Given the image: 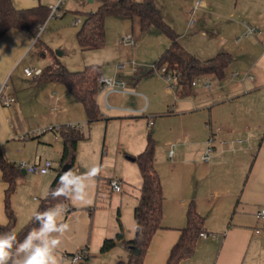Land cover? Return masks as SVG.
<instances>
[{
	"label": "crops",
	"instance_id": "crops-1",
	"mask_svg": "<svg viewBox=\"0 0 264 264\" xmlns=\"http://www.w3.org/2000/svg\"><path fill=\"white\" fill-rule=\"evenodd\" d=\"M164 1L163 9L158 0H155L156 6L164 21L176 31L178 42L186 52L202 61L219 53H228L232 62L223 79L209 76L213 80L211 89L192 85L171 89L154 69L159 57L171 45L169 39H160L157 32L166 35L156 27L146 31L140 27L139 34L135 31L134 21L128 26L123 21H112L114 17L106 19V45L102 49L111 47V51L120 54L119 58L122 54L118 62L134 59L138 74L134 75L130 68L118 72L116 62L102 66L103 76L123 78L140 95H111L109 103L113 108L108 109L104 92L100 90L97 97L100 96L101 102L97 103L101 113L102 107L108 117L121 119L128 114L123 109L145 110L146 116L138 115L144 116L147 122L150 116L153 118L147 138L151 135L155 142V167L162 181L164 217L162 228L154 235L143 264H166L182 229L187 226L191 204L204 218L203 231L218 238L199 237L194 255L180 264H264V225L258 216L264 207V0H202L203 5L197 10H194L197 0ZM12 2L17 9L55 5V0ZM82 2L83 7L92 4L90 0ZM72 7L83 14L96 11L93 8L81 11L75 3ZM191 16H197L193 25L192 21L189 23ZM247 26L255 27L257 32L243 37ZM205 31L214 35L207 43L200 38ZM129 33L136 39L132 49L119 45ZM148 36L155 37L159 44H153ZM35 38L19 29L10 30L0 38V93L15 99L8 106L0 100V148L17 166L22 162L33 164L46 159L53 163L52 172L46 175L21 172L12 197L19 230L34 217L57 177L63 149L60 127L76 124L82 129L88 122L82 105L63 85L38 83L36 77L25 74L27 67L43 69L59 61L52 59L47 66H37L36 59L29 56L36 45ZM141 47L149 53L148 58L143 56ZM234 72H239V77H232ZM249 75L253 79L245 77ZM57 105L60 112L52 113L51 109ZM164 122L171 125L167 131L159 129ZM48 127L54 129L38 133ZM213 135L216 139L214 157L205 163L202 160L205 144ZM146 144L138 142L134 150L127 147L129 160L134 162L133 157L140 154ZM172 145H175V153L170 158ZM134 174L131 183L120 178L123 191L119 194L113 225L97 219L98 212L92 206L96 205L97 199L93 202L91 191L88 193L91 203L81 204L71 199L65 202L68 211L61 219L70 225V231L62 237L59 255L67 264H71L72 255L82 249L88 256L81 264H116L123 260V252L127 254V251L122 242L105 253L101 247L106 239L114 238L119 232L118 213L125 239L131 240L135 236L134 211L142 178L140 171ZM6 187L0 171L2 225L8 223L4 205ZM97 193L96 190L95 198ZM128 197L131 200L124 207ZM257 230L261 232L257 233Z\"/></svg>",
	"mask_w": 264,
	"mask_h": 264
},
{
	"label": "trees",
	"instance_id": "trees-1",
	"mask_svg": "<svg viewBox=\"0 0 264 264\" xmlns=\"http://www.w3.org/2000/svg\"><path fill=\"white\" fill-rule=\"evenodd\" d=\"M94 1H99L100 6L93 13H84V20L76 34L82 50H99L105 47L108 17L131 19L138 17L142 31L156 27L170 40V47L159 57L154 66L157 68L166 66L168 71L177 73L178 87L188 88L196 77L211 75L220 80L225 77L226 70L232 62V56L228 53H219L210 60L202 61L186 52L178 42L176 31L162 18L155 0ZM50 14V8L43 5L30 9H17L12 0H0V38L13 29L24 30L35 38ZM102 77L103 67L100 65H90L82 71L72 72L58 62L43 68L42 74L36 77V81L63 85L68 94L82 105L87 121L90 123L101 120L103 116L96 100L100 91L99 80ZM59 135L63 140V149L58 174L50 186L48 195L40 202L37 212L57 204L64 205L68 200L64 197L52 199L50 193L59 186V178L64 173V167L75 170L79 143L86 139L80 127L62 126L59 129ZM133 160L137 163L142 178L138 204L134 211L135 236L131 240L125 239L124 228L118 213L119 232L114 238L106 239L101 247V251L105 253L113 250L118 243L122 242L125 245L127 259L120 260L116 264H143L154 235L162 228L164 217L163 187L155 167V142L151 135H148L145 149L133 157ZM21 170L22 168L6 158L4 150L0 148V171L2 180L7 185L4 192V205L8 218L7 224H0V232L14 231L20 240L31 228L38 227L33 217L21 230L15 231L17 218L12 207V197L17 180L21 176ZM203 226V216L197 212L194 204H191L187 212V226L182 229L180 239L171 249L166 264H180L194 255Z\"/></svg>",
	"mask_w": 264,
	"mask_h": 264
},
{
	"label": "rangeland",
	"instance_id": "rangeland-1",
	"mask_svg": "<svg viewBox=\"0 0 264 264\" xmlns=\"http://www.w3.org/2000/svg\"><path fill=\"white\" fill-rule=\"evenodd\" d=\"M68 1H70V4L67 5L66 2ZM134 1L142 2L143 0ZM61 2V14L47 20L39 34V38L34 42L36 45L33 47V51L30 52L29 56L30 58L33 57V59H36L37 66H47L54 59L59 60L58 62L61 64H65V67L67 66L66 68L69 71L78 72L86 68L87 65L99 64L103 67H108L118 62L122 54L119 58L120 54L117 51L115 53L111 51V47L107 46L109 47L107 48L108 50H82L77 41L76 33L81 27V24L76 25L73 21L76 18H80L83 21L84 14L75 10L72 7L73 3L81 11H86L89 8L97 10L101 3L94 1L92 4H85V7H83L84 2L81 0H62ZM164 2V0H158L159 6L162 9L164 8ZM196 20L197 16H191L189 23L190 21L196 22ZM112 21H123L125 25L129 24L130 26L132 21H134L135 31L139 34L141 33L138 17H134L133 19L114 17ZM157 34L163 41H168L166 36H163L159 32ZM211 35L214 37L213 34L209 35L205 31L203 36L200 34L201 41L203 43L211 41ZM148 37H150L153 44H159V41H156L155 37ZM39 47L41 49L38 50L37 48ZM141 48L143 56L148 58L149 53L144 51L143 47ZM96 99L98 103L101 102L100 96ZM110 102H112V98H110ZM101 109L102 115L104 114L101 120L90 123L86 122L82 125L81 130L86 139L79 143L75 171L84 173L94 165L102 167L101 174L90 184L89 188L91 190H88V193L90 191L93 192V202L97 199L96 205H92L95 207V211L98 212L97 219L103 223L113 225L119 207L120 193H115L110 190L108 180L114 177L118 179L126 178L131 183L135 176L134 173H139L140 170L137 163L128 158L127 147L134 150L138 142L146 144L149 125L144 114V116L124 114L122 116L123 118L115 119V117H108L107 112L102 107ZM164 123L159 125V129L167 131L171 125H168L166 122ZM161 136L164 135L162 134ZM96 190L98 191V196L95 198ZM129 200H131L130 197L124 202V207ZM15 231H19V229L16 228ZM122 259H127L125 251L123 252Z\"/></svg>",
	"mask_w": 264,
	"mask_h": 264
},
{
	"label": "clouds",
	"instance_id": "clouds-1",
	"mask_svg": "<svg viewBox=\"0 0 264 264\" xmlns=\"http://www.w3.org/2000/svg\"><path fill=\"white\" fill-rule=\"evenodd\" d=\"M59 2L55 0L57 7ZM101 172L99 165L84 173L69 169L60 175L59 186L50 195L52 199L64 197L81 204L91 203L88 188ZM65 212L63 204L36 212L33 219L38 227L31 228L22 240L14 231L0 232V264H67L59 255L62 237L70 231V225L61 219ZM71 264H77V261L73 260Z\"/></svg>",
	"mask_w": 264,
	"mask_h": 264
},
{
	"label": "built area",
	"instance_id": "built-area-1",
	"mask_svg": "<svg viewBox=\"0 0 264 264\" xmlns=\"http://www.w3.org/2000/svg\"><path fill=\"white\" fill-rule=\"evenodd\" d=\"M61 5L62 2H59V6L57 7L56 5H53L50 7L51 10V14L50 17H56L59 16L61 14ZM203 5L202 0H197L194 10L199 9L201 6ZM82 23V19H76L75 24H81ZM194 24V21H192L191 25ZM44 26V25H43ZM43 26L40 27V32L42 31V29L44 28ZM257 32V29L255 27H250L247 26L245 32L242 34L243 37H249V36H253L255 33ZM39 34L36 36L35 40H37L39 38ZM120 46L122 47H128L129 49H132L136 46V39L134 37L133 34L129 33L124 35V37L121 39ZM130 68L133 72L134 75L138 74V66L137 63L134 59H129L127 61H119L115 64V69L118 72L124 71L126 69ZM154 69L158 71V73H160L165 80L167 81L168 85L170 86L171 89H175L177 87V78L178 75L175 72L172 71H168L166 69V66L162 67V68H157L154 66ZM25 74L29 77H38L42 74V69H34L33 67H27L24 69ZM240 73L239 72H234L232 74V77H239ZM245 77H249L250 79H253L252 76H245ZM99 85H100V90L104 92L105 95V106L108 109H112L113 106L110 105L109 103V97L111 95H140L137 91H135L134 89H131L128 86V83L126 80H124L121 77L118 76H103L100 80H99ZM213 85V80L212 78H210L209 76H201L198 77L196 79H194L192 81V86L193 87H202L205 89H211ZM0 100L4 103V105L8 106L11 105L12 103H14L15 99L13 98H8L4 92L0 93ZM124 111L128 112V114L130 115H138V114H143L145 113V110L143 111H137V110H133V109H123ZM52 113H59L60 112V107L55 106L51 109ZM149 122L148 125L151 127L153 126V118L150 116L148 118ZM69 127H78L76 124H69ZM52 129H54V127H48L46 129L43 130H39V134L47 132V131H51ZM215 136H211L205 144V149L202 155V160L205 163H209L212 158L214 157V153H215ZM175 153V145H172L171 150L169 152V157L172 158L173 155ZM20 168L26 170L27 173L30 174H38V175H46L49 174L50 172H52L53 170V163L52 161L46 159L44 161H36L33 164H29V163H25L22 162L18 165ZM47 169V172H44V170ZM109 187L110 190L112 192L115 193H121L123 191L122 188V182L120 179L117 178H113L109 181ZM66 211H68V209L66 208ZM258 216L260 217V219L263 221V225H264V207L259 211ZM261 230H257V233H260ZM209 236H215V238H218L216 235H210L207 232H201L199 237L200 238H208ZM88 256L87 251L84 250H80L79 252H77L76 254L72 255L71 257V261L75 260L77 261V264H81Z\"/></svg>",
	"mask_w": 264,
	"mask_h": 264
},
{
	"label": "water",
	"instance_id": "water-1",
	"mask_svg": "<svg viewBox=\"0 0 264 264\" xmlns=\"http://www.w3.org/2000/svg\"><path fill=\"white\" fill-rule=\"evenodd\" d=\"M90 3H93V0H90ZM68 170H69V168H68V167H64V168H63V171H64V172H67ZM21 172H22L24 175H26V174H27L26 170H24V169H23V170H21Z\"/></svg>",
	"mask_w": 264,
	"mask_h": 264
}]
</instances>
